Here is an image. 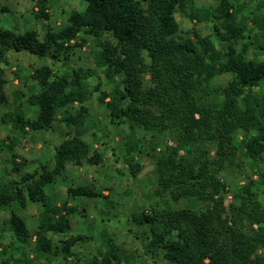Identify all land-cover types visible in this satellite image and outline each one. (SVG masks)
I'll return each mask as SVG.
<instances>
[{
  "label": "trees",
  "instance_id": "obj_1",
  "mask_svg": "<svg viewBox=\"0 0 264 264\" xmlns=\"http://www.w3.org/2000/svg\"><path fill=\"white\" fill-rule=\"evenodd\" d=\"M80 1L82 7L70 13L67 24L59 31L48 29L43 38L36 31L20 34L0 24V107L11 109L1 122L13 130L2 145L10 153L12 170L21 172L26 166L14 152L22 139L53 130L57 123L76 128L56 147L52 165L42 164L18 179L0 176V212L8 213L0 225V264H51L56 259L64 264H138L145 257L166 264H264V0H218L193 10L190 19L211 25L206 36L196 30L182 35L176 18L197 0ZM48 3L37 0L36 20L50 19ZM90 40L97 48L95 67L72 66L74 50ZM9 52L45 62L28 76L39 87L26 98L37 110L33 118L21 102L12 106L6 92L1 65L9 63ZM98 70L108 86H95L98 102L111 124L129 128L125 149L132 176L141 170L135 157L143 153L146 134H151V151L166 134L174 146H166L155 163L159 200L151 210L136 211L128 219L138 228L139 253L129 254L104 234L97 254L82 260L75 249L94 239L70 235L71 217L79 210L66 201L58 204L47 187L68 165L100 166L105 160L103 153L92 150L84 127L92 94L89 81ZM146 76L151 86L145 85ZM221 76H229L228 83L215 86ZM245 168L254 172L245 175L247 183L226 205L228 186L221 174L243 173ZM67 195L104 197L85 185L69 188ZM184 199L206 207H171ZM28 204L40 207L34 235L14 211ZM31 241L32 257L12 255V250L25 252ZM7 256L10 261L3 260Z\"/></svg>",
  "mask_w": 264,
  "mask_h": 264
},
{
  "label": "rangeland",
  "instance_id": "obj_2",
  "mask_svg": "<svg viewBox=\"0 0 264 264\" xmlns=\"http://www.w3.org/2000/svg\"><path fill=\"white\" fill-rule=\"evenodd\" d=\"M236 0H231L235 2ZM37 0H0V24L16 31L24 33L26 31H36L41 38L44 37L48 29L55 31L61 30L66 24L70 13L75 9L82 7L80 0H49L48 14L49 20L38 21L33 17V12L38 10ZM218 0H197L194 8H187L184 11L176 13L177 21L180 24L182 35H186L190 30H196L203 36L212 32L210 24L198 23L190 19L189 15L193 10L204 8L210 4L216 5ZM250 27H253L250 25ZM187 36V35H186ZM96 47L92 40L82 49L74 50L70 64L74 67H95L94 52ZM253 55L249 51V57ZM261 59V58H260ZM8 64L1 65L5 68L6 92L9 96L11 105L22 103L26 114L33 118L36 114V108L30 107L26 103V98L31 91L38 92L39 87L33 80L28 79L29 74L35 67L44 64V61L36 57L23 53L9 52ZM51 64V61H46ZM19 73L20 77L15 75ZM102 75L98 70L96 77L89 81L92 94L86 103L88 108V117L84 124L85 139L91 144L92 150H99L104 154L105 160L100 166H73L68 165L66 171L57 178L56 182L47 187V192L51 194L58 204L69 202V206H76L78 213L71 217L72 229L70 235L84 234L91 235L93 241L78 246L75 251L81 252V259L86 260L97 254L98 248L102 245V235H112L114 242L127 250L129 254L139 253L140 244L135 239L137 227L132 222H128L129 216L143 209L151 210L152 204L159 200L156 196L158 176L155 169V163L163 153L166 146H174V141L167 134L161 136L157 141L159 145L155 151L150 150L151 134H146L143 139V153L135 157V162L141 166L140 172L136 177L132 176L127 164V154L125 149L126 135L129 132L127 125L116 126L111 124L109 113L104 105L97 100V93L94 91L95 86L102 82V88L108 89ZM230 77L221 76L215 86H225ZM145 85L151 86L150 77H145ZM25 97L18 98L20 93ZM264 92V89H263ZM17 100V101H16ZM79 107H74V110ZM11 110L8 107H0V176L3 178H20L27 172L39 170L42 164L52 165L56 147L62 143L68 135L75 133L74 126H66L63 123H57L55 128L50 131L37 132L21 140L15 149V153L20 159L26 160V166L21 172H14L9 163L10 153L6 147H3L2 141L8 136H13L12 128L1 122L3 113ZM73 110V111H74ZM142 139L143 134H138ZM240 138V135H236ZM7 145L9 142L6 143ZM183 154V153H182ZM214 155V153H212ZM263 170H264V166ZM235 172H223L221 178L227 183L226 205L233 201L234 192L247 183L245 175H251L254 170L245 168ZM257 179V177H255ZM80 185L92 186L97 192H101L104 197L87 198L77 197L68 198V189ZM108 201L112 204H108ZM173 209L192 208L200 211L205 205L195 199L181 200L179 203H172ZM40 207L34 204H28L25 209L14 207V211L21 215L31 233L34 235L38 225V212ZM8 218V213L0 212V225ZM129 230H131L129 232ZM6 242H11V237L5 235ZM63 237H56L55 241ZM65 238V237H64ZM18 245V243H17ZM34 241H31L26 251L12 250V255L16 258L32 257L34 255ZM3 260L10 259L4 257ZM36 264H49L46 261H37ZM51 264H64L60 259L54 260ZM138 264H166L159 258L142 259Z\"/></svg>",
  "mask_w": 264,
  "mask_h": 264
}]
</instances>
